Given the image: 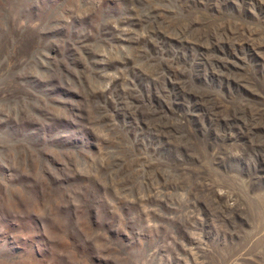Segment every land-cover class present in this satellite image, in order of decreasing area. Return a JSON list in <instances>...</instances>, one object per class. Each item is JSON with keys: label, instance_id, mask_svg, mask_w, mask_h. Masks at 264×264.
<instances>
[{"label": "rangeland", "instance_id": "374dc122", "mask_svg": "<svg viewBox=\"0 0 264 264\" xmlns=\"http://www.w3.org/2000/svg\"><path fill=\"white\" fill-rule=\"evenodd\" d=\"M0 264H264V0H0Z\"/></svg>", "mask_w": 264, "mask_h": 264}]
</instances>
